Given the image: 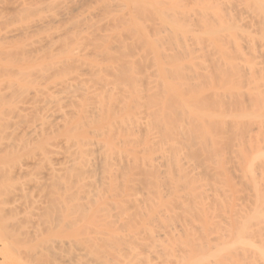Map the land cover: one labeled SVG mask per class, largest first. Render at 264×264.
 Wrapping results in <instances>:
<instances>
[{
  "label": "bare ground",
  "instance_id": "1",
  "mask_svg": "<svg viewBox=\"0 0 264 264\" xmlns=\"http://www.w3.org/2000/svg\"><path fill=\"white\" fill-rule=\"evenodd\" d=\"M244 1L216 0L225 11L242 8V16L229 17L236 30L251 23ZM105 3L95 4V9ZM81 4L60 1L43 17L0 34L2 41L39 34L21 51L36 53L33 62H24L17 71L12 63L0 66L9 76L13 70L14 77L21 75L5 83L0 78V211L11 214L9 225L0 224V264H43L45 254V259L51 258L48 264H107L109 254L105 259L95 251L113 250L118 242L124 244L122 240L129 242L130 260L139 264H264V159L257 177L247 184L251 203L243 206L239 198L233 203L229 180L214 175L218 169L209 179L202 177L207 175L204 166L184 153L185 145L196 151L208 145L218 148L217 131L235 127L238 116L220 111V103L215 114L199 113L197 95H180L166 75L174 71L172 64H160L158 56H153L143 94L134 73L105 60L112 51L122 50V42L106 40L98 51L91 50L94 57L86 58L83 52L90 40L79 37L54 59V46L68 31L60 25ZM19 5L24 6L23 0ZM86 17L81 30L88 36L95 23ZM226 37L236 52L239 40L248 44L253 39L237 38L235 33ZM174 39L177 43L179 38ZM184 39L176 49L188 54L195 38ZM210 48L222 68L247 70L245 64L230 62L221 45ZM7 49L10 52L0 48V53L12 54L13 49ZM46 55L47 63L42 61ZM153 77L159 78L155 84L150 82ZM157 86L163 92L160 100ZM29 117L35 121L28 122ZM172 119L180 122L174 125ZM258 146L257 152L264 150V137ZM217 167L216 163L213 168ZM143 176L149 188L140 191ZM11 227L40 243V254L32 256L26 247L28 259L15 261L6 230ZM138 248L141 254H134Z\"/></svg>",
  "mask_w": 264,
  "mask_h": 264
},
{
  "label": "rangeland",
  "instance_id": "2",
  "mask_svg": "<svg viewBox=\"0 0 264 264\" xmlns=\"http://www.w3.org/2000/svg\"><path fill=\"white\" fill-rule=\"evenodd\" d=\"M60 1L63 0H23L24 6L21 7L19 5V0H17L18 3L16 0H4L3 3L0 4V31L2 30L0 34L3 32V29L4 31L13 29L20 23L25 22V20L43 17L47 12L50 13V8ZM77 1H80L82 4L79 6L80 8L78 7L79 10L72 12L69 19L65 20V23L62 22L64 24L60 25L61 27L65 25L64 27H66L68 31L60 37L61 40L57 42V44L54 42L56 44L54 46L55 53L52 57H54V59L60 57V54L63 53L62 51L65 50V45L72 46L74 40L81 39L79 37H87L90 40V42L87 41V46L84 48L87 51L83 52V54H85L84 57L88 56V58L94 57L91 50L98 51L97 48L99 45L106 40L110 43L122 42V50L112 51L109 56L105 57V60L110 64L118 63L124 71H126L127 68L129 75L134 73L138 78L140 89L143 94H146L149 87V77L147 74L152 68L153 56L159 57L158 60L160 64H172L174 71L171 72V70H169L170 72L168 74L166 73L169 82L176 87L175 89L183 97L192 93L197 95V99L200 103L197 107L199 113L215 114L214 112L218 111L215 105L220 103L222 105L220 111L233 115L236 114L238 116L237 125L235 127L227 125L224 126L225 128L222 131H217L220 137L218 148H213L212 150L208 145L205 149H202V151H196L197 149H188L185 145L184 153L186 157L195 164L204 166L207 175H202V177H208L209 179L211 173H213L212 170L218 169V172L213 174L220 179L224 178L226 183L229 180L227 185L229 184L233 190V203L239 198L238 203L243 206H248L251 202L249 198H246L247 195H249L248 193H250V188L247 184L254 177H257L259 172L258 168L261 167L260 163L264 159V150L257 152L259 148L258 145L264 137V0H243L252 18L248 28H240L238 30L230 25L232 21L229 20V17H234L235 13L236 17L242 16V14H244V11L241 10L242 8L239 7V10L243 13L238 11L237 8L231 9L232 11L230 10V13L228 10H223L222 8L224 7H222L220 2L219 5L216 0H108V2L111 3L110 6L112 5L111 7L108 5L109 3H105L107 0H99L98 2L97 0ZM102 1L106 4L105 7L99 9L98 7H100V5H96L95 9V4H99ZM140 1H144V3ZM117 5L120 6L117 7ZM19 6L21 7L20 9ZM239 12L241 14H238ZM84 17H86L87 21H92V24L89 23L90 21L88 22L89 24L93 25V23H95L94 27L89 30L88 36H85L87 34L85 30H81L82 24H84ZM82 20V23L79 22ZM75 22L77 23L75 24ZM71 27H73V29ZM70 29H72L71 32L69 31ZM79 33H82L81 35L83 36H80ZM228 33H235L237 38L253 39L248 44L239 40L237 44L239 52H236L232 50L233 41L230 39L228 40L227 37L223 39ZM38 35H31L28 37L21 35L15 37V40H6L7 42L4 39L2 41L0 37V48L3 47L8 52L10 51L7 48L11 51L13 49L12 54L14 56L13 58L12 54L9 55L6 53V56L11 59L10 61L5 56V53L4 55L0 53V66L4 63H12V66L17 67H13L14 70L17 71L18 67L22 66L24 62H33L36 58V53L24 52L23 54L25 55H23L21 51L22 47L27 42L37 38ZM145 38H147V42ZM174 38H179L177 43ZM183 38H185L184 40L195 38L193 42H190L188 54H185L183 50L181 52L178 51ZM3 43L7 48L3 46ZM12 44H14L13 47L17 45L15 49L11 46ZM94 44H97L95 49L92 46ZM216 44L221 45L223 49L228 51L226 57L230 62L233 64H245L248 67L247 70L241 71L236 68L234 71H231L222 68L219 61H217L219 58H216V56L212 54L213 51H211L212 49L210 48L216 46ZM200 46L204 48V52L203 50L202 52L198 51ZM176 48H178V50ZM257 52L258 55L256 54ZM255 55H257V57ZM43 57L42 61L47 63L50 56L48 57V55H46ZM8 60L10 62H8ZM14 70L13 72L11 71L13 74L9 76L6 71L0 69V78L3 80V83L10 79H19L21 77L18 73L19 76L16 75L18 77H14L16 74ZM156 75L155 78L158 77L157 73ZM221 77H223L224 80H222ZM155 78L151 79L150 82L153 80L151 83H154L155 80L157 81L159 79ZM157 88L159 93L157 99L160 100L162 99L160 97L163 95L160 94L163 92L159 91L161 89L158 86ZM154 91L157 93L156 90ZM2 93H5V90H2ZM230 94L233 95L232 98H228ZM8 100L9 99L6 97V101ZM31 102V99L27 100V103ZM169 105L172 107L171 103H169ZM172 114L173 113H171L170 117L173 116ZM175 117L177 118V116ZM29 118L30 121L27 120L28 122L35 121L33 117ZM168 119L171 118L168 117ZM179 119H172V121L174 120V125L180 122ZM20 135L17 136L20 137ZM215 162L218 164L217 168H213L216 164ZM145 177L146 176H143L140 180V191H145V189L149 188L146 180L144 181ZM153 187L152 185L151 188ZM10 218L11 214L9 211H0V224L3 222L9 225ZM6 230L11 233L9 235V248L10 252L12 251L10 256L13 255L15 261L20 260L19 262L23 263L28 259L29 255H27L25 251L26 247L28 250L27 252H31V255L32 253L40 254L39 250L41 247H37L40 243L37 245L35 241H32L33 243L30 242L31 239L29 235L22 229H17L12 232L11 227V229ZM0 231L2 230L0 229ZM53 235H56V233H53L52 236ZM122 242L124 244H122L121 241L118 242V248L113 247L115 251L112 250V247H108V249L104 247L97 249L100 253H98L97 250L95 253L96 255L101 254L100 256L105 257V259L108 257L107 264H139L138 260H130L132 254L129 252L130 249H128V246H126L129 242L123 240ZM28 248H30V251ZM36 248H39L38 253ZM121 252H123L124 255ZM133 253L141 254V249L138 248L136 251H133ZM107 254H109V256ZM43 257L45 264L48 260L51 262V258L48 260L45 259L46 254ZM116 259H118V261ZM123 259L126 262H124ZM141 264L147 263L146 261H141Z\"/></svg>",
  "mask_w": 264,
  "mask_h": 264
}]
</instances>
